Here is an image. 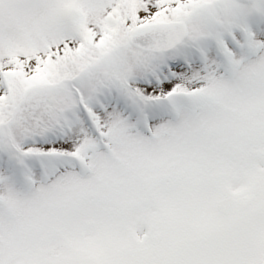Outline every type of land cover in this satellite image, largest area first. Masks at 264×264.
<instances>
[{
  "label": "snow or ice",
  "instance_id": "1",
  "mask_svg": "<svg viewBox=\"0 0 264 264\" xmlns=\"http://www.w3.org/2000/svg\"><path fill=\"white\" fill-rule=\"evenodd\" d=\"M0 264H264V0H0Z\"/></svg>",
  "mask_w": 264,
  "mask_h": 264
}]
</instances>
